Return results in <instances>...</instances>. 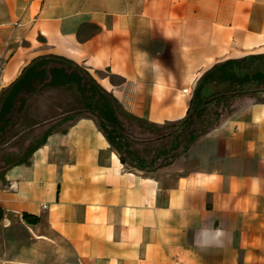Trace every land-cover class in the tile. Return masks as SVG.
<instances>
[{
  "label": "crops",
  "instance_id": "crops-1",
  "mask_svg": "<svg viewBox=\"0 0 264 264\" xmlns=\"http://www.w3.org/2000/svg\"><path fill=\"white\" fill-rule=\"evenodd\" d=\"M142 52L167 70L161 83ZM249 55H264V0H0V95L38 59L59 58L158 128L185 118L212 66ZM60 68L74 71L47 66ZM237 103L153 168L122 163L90 117L46 132L0 175V224L25 226L45 259L53 249L79 264H264V91ZM213 220L228 243L202 250L194 235Z\"/></svg>",
  "mask_w": 264,
  "mask_h": 264
},
{
  "label": "rangeland",
  "instance_id": "rangeland-1",
  "mask_svg": "<svg viewBox=\"0 0 264 264\" xmlns=\"http://www.w3.org/2000/svg\"><path fill=\"white\" fill-rule=\"evenodd\" d=\"M69 67L82 78L86 89L92 85L84 71ZM207 72L196 84V100L189 111L192 125L187 129L171 125L150 128L117 111L121 125L118 134L133 153L131 157L124 155L128 164L139 166L138 161L141 160L144 163L141 166L153 168L169 163L184 150L188 136L207 132L223 116L231 113L238 101L252 98L264 89L250 81L252 76L264 74V55H249L236 63L221 66L208 75ZM50 81L51 76L43 83L36 81L32 89L26 88L20 92L16 105L17 108L21 107L22 112L9 117L14 127L0 144V175L9 166L26 160L30 150L46 132L64 130L70 122L82 117L98 121L96 114L87 108L88 93L79 92L73 82L48 86ZM36 125L38 128H32ZM129 158L133 162H129ZM2 214L0 212V217ZM6 235L7 240H2V236ZM39 250L32 232L25 226L13 222L6 229L0 224V264H79L75 255L68 250L54 257L53 249H49L51 257L46 259L38 256ZM45 252L48 253V249Z\"/></svg>",
  "mask_w": 264,
  "mask_h": 264
},
{
  "label": "trees",
  "instance_id": "trees-1",
  "mask_svg": "<svg viewBox=\"0 0 264 264\" xmlns=\"http://www.w3.org/2000/svg\"><path fill=\"white\" fill-rule=\"evenodd\" d=\"M239 60H229L216 64L208 70L207 75L221 66L223 67L224 65L236 63ZM53 62H56L58 64H67L65 60L59 58L38 59L37 61L34 62L32 66L28 67L23 72V74L9 88H7L1 93L0 144L5 141V135L8 133V131L14 127V124L12 123L9 117L11 115L20 114L22 112L21 107H19L18 110L13 112L15 109L14 107L16 105V102L20 100L19 98L20 92L26 88L32 89L36 81H39L40 83L45 82L46 76L49 72V75L51 76V81L49 82L48 86H55L57 84L60 85V84H67L73 82L77 86L79 92L88 93L87 108L96 114V116L98 117V121H96L95 119L94 120L96 121L100 131L103 133L110 146L118 153L122 163L125 162L126 159L124 158V155L127 157H131L133 153L127 149V146L122 142L123 138L118 134V130L121 129V125L117 117V111L121 112L123 115L129 118L131 117L125 112H123L120 106L118 105L117 101L112 96L105 93L101 88H99L88 75L87 76L89 77V80L92 83V85L88 89H86L85 85L82 84V78L79 75H77L75 71H71L69 75L66 74L65 69H61V70L50 69V71L47 72L45 68H47L49 63H53ZM42 67L44 69H40ZM67 69H71V68L68 66ZM55 77H59V78L54 80ZM57 80L58 83L56 82ZM250 81L256 82L259 86L264 87V74L254 75L250 78ZM195 88L192 93V97L189 102V108L187 110V114L185 118H183L181 121L175 124H168V125L179 126L183 129H187L192 125V117L190 116L189 111L191 105L194 102V99L196 100V98H194ZM262 91H264V89L260 90V92ZM204 133L205 132L194 136H188L184 149H186L198 136ZM33 150L34 148L30 150L29 155L32 153ZM128 160L129 162H133V159L129 158ZM23 163H27V161L23 160L17 162L16 164H23ZM138 163H140L139 165L140 167H142L141 164H144L143 161L141 160L138 161ZM22 219L26 223L32 225L38 223V218L28 214H23Z\"/></svg>",
  "mask_w": 264,
  "mask_h": 264
},
{
  "label": "clouds",
  "instance_id": "clouds-1",
  "mask_svg": "<svg viewBox=\"0 0 264 264\" xmlns=\"http://www.w3.org/2000/svg\"><path fill=\"white\" fill-rule=\"evenodd\" d=\"M140 55L145 59L146 65L156 74L157 83H161L167 70L159 61H149L147 53L142 52ZM184 223L185 225L190 223L186 215L184 217ZM228 236V230L224 227H217L213 220L211 223H206L196 231L193 243L202 250L220 249L226 247Z\"/></svg>",
  "mask_w": 264,
  "mask_h": 264
},
{
  "label": "built area",
  "instance_id": "built-area-1",
  "mask_svg": "<svg viewBox=\"0 0 264 264\" xmlns=\"http://www.w3.org/2000/svg\"><path fill=\"white\" fill-rule=\"evenodd\" d=\"M182 93L183 94H187V90H182Z\"/></svg>",
  "mask_w": 264,
  "mask_h": 264
}]
</instances>
